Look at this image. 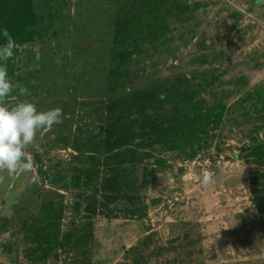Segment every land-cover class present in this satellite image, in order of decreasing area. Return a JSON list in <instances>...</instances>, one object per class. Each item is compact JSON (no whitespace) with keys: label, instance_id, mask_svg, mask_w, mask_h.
<instances>
[{"label":"rangeland","instance_id":"rangeland-1","mask_svg":"<svg viewBox=\"0 0 264 264\" xmlns=\"http://www.w3.org/2000/svg\"><path fill=\"white\" fill-rule=\"evenodd\" d=\"M119 1L126 3L34 0L45 28L39 43L24 45L7 62L15 87L6 103L13 106L28 100L38 111L59 107L63 123L39 131L29 146L34 173L12 177L4 173L0 264H264V240L251 230L255 209L250 178L258 174V168L238 158L247 144L264 140V132L254 133L253 123L245 125L243 120H225L214 128L190 161L161 152L164 164L155 168V153V160L149 161V169L155 172L141 192L147 205L145 218L141 223L121 217L92 219L93 239L86 245V254L58 251L56 260L53 256L37 260L36 249L42 244L24 239L19 231L18 222L26 213L38 211L46 201L60 212L55 227L47 231L61 234L70 227L75 191L67 179L60 176L54 182V177L61 167L78 164L72 159L70 141L82 142L105 130L101 112L91 115L89 103L98 102L107 89L106 67ZM191 1L189 5L179 1L184 11L166 19V46L159 59L154 56L139 68L140 80L189 75L194 70L207 80L216 70L224 74L209 93L225 95L233 90L232 80L251 95L255 89L264 90V4L257 0ZM19 86H26L30 95L20 96ZM243 95L240 91L228 105ZM59 134L70 143L57 142ZM203 169L213 173V184L202 185ZM32 175L39 178L38 183L30 182ZM86 221L80 216L78 225ZM144 239L146 244L138 245ZM137 245L143 256L136 259L130 249Z\"/></svg>","mask_w":264,"mask_h":264},{"label":"trees","instance_id":"trees-1","mask_svg":"<svg viewBox=\"0 0 264 264\" xmlns=\"http://www.w3.org/2000/svg\"><path fill=\"white\" fill-rule=\"evenodd\" d=\"M65 1L55 0V3ZM179 1L117 3L119 8L106 67L107 89L98 102L89 103L91 115L99 116L101 112L105 130L93 138L86 136L82 142L73 139L70 143L67 137L56 136L57 142L70 143L75 153L72 159L78 163L61 167L54 177V182L60 176L67 179L69 188L75 191L70 227L61 234L47 231L55 227L54 220L60 214L47 201L40 204L38 211L27 212L18 222L24 239L42 244L36 249L37 260L44 261L50 256L56 260L58 251L86 254V245L93 239L91 221L96 217L142 221L147 205L141 192L146 190L148 179L155 172L149 169V161L155 160V153L158 155L155 168L164 164L159 156L161 152L175 153L182 160L190 161L199 153L197 147L225 120H243L245 125L251 122L254 133L264 132V90L261 88L253 90L251 95L250 90H242L232 80L233 90L225 95L209 93L213 83L224 74L216 70L207 80L195 70L189 75L176 73L140 80L139 68L151 62L154 56L159 59L166 46V19L184 11ZM191 2L186 0L185 4ZM44 23L36 12L34 0H0V44L4 43L5 28L22 47L37 44L42 39ZM242 83L244 81L239 84ZM240 91L244 95L228 105V100L238 97ZM254 107L259 109L253 110ZM249 118L252 119L248 121ZM242 152L238 158L258 168V174L250 178L255 209L251 230L264 240V140L247 144ZM79 206H82L81 211ZM80 216L87 220L85 224L78 225ZM138 245L130 249L136 259L143 256L139 254ZM158 252L156 250L157 256ZM139 259L142 261L143 257Z\"/></svg>","mask_w":264,"mask_h":264},{"label":"clouds","instance_id":"clouds-1","mask_svg":"<svg viewBox=\"0 0 264 264\" xmlns=\"http://www.w3.org/2000/svg\"><path fill=\"white\" fill-rule=\"evenodd\" d=\"M264 4V0H257ZM4 43L0 44V183L17 173H34L35 161L28 150L39 131L51 129L53 125L63 123V110L59 107L47 111H38L36 104L23 100L9 106L7 98L13 94L14 84L9 78L7 62L15 54L22 51V46L5 28L2 32ZM36 81L33 80L32 84ZM19 95H30L26 86H19ZM163 99V95L160 97ZM31 183H38L36 175L31 176ZM213 173L207 169L201 173V183L204 186L213 184Z\"/></svg>","mask_w":264,"mask_h":264},{"label":"built area","instance_id":"built-area-1","mask_svg":"<svg viewBox=\"0 0 264 264\" xmlns=\"http://www.w3.org/2000/svg\"><path fill=\"white\" fill-rule=\"evenodd\" d=\"M203 170H204V169H203ZM203 170H202V171H203ZM202 171H201V173H202Z\"/></svg>","mask_w":264,"mask_h":264}]
</instances>
